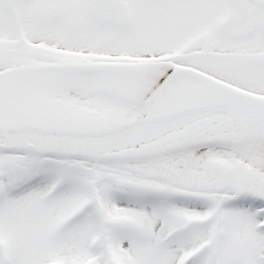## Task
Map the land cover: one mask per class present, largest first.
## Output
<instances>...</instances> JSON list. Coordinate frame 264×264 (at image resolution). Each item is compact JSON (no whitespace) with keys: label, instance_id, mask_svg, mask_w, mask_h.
Returning a JSON list of instances; mask_svg holds the SVG:
<instances>
[{"label":"snow or ice","instance_id":"6c2138e0","mask_svg":"<svg viewBox=\"0 0 264 264\" xmlns=\"http://www.w3.org/2000/svg\"><path fill=\"white\" fill-rule=\"evenodd\" d=\"M0 264H264V0H0Z\"/></svg>","mask_w":264,"mask_h":264}]
</instances>
